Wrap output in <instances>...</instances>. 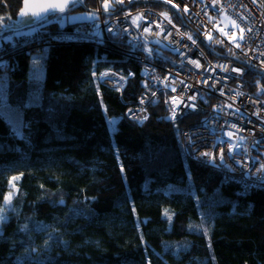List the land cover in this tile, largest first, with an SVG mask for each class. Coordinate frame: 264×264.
Wrapping results in <instances>:
<instances>
[{
	"label": "trees",
	"instance_id": "trees-1",
	"mask_svg": "<svg viewBox=\"0 0 264 264\" xmlns=\"http://www.w3.org/2000/svg\"><path fill=\"white\" fill-rule=\"evenodd\" d=\"M93 6L84 0L70 8ZM21 7L22 0H0V80L7 79L6 103L21 110L24 125L19 136L0 113L7 216L0 264H264V187L243 191L183 156L185 119H171L169 94L145 120L128 119L143 87L139 64L89 40L61 39L78 22L49 17L42 27L4 30ZM212 43L208 56H230ZM34 52H45L36 99L28 76ZM102 71L115 81L134 75L119 91L101 82ZM247 78L264 82L253 67Z\"/></svg>",
	"mask_w": 264,
	"mask_h": 264
},
{
	"label": "built area",
	"instance_id": "built-area-1",
	"mask_svg": "<svg viewBox=\"0 0 264 264\" xmlns=\"http://www.w3.org/2000/svg\"><path fill=\"white\" fill-rule=\"evenodd\" d=\"M100 2L101 0H95L97 9L101 7ZM151 2L164 7L160 9L140 7L134 12L130 11L131 8H126L121 11L129 4L128 0H124L123 6L117 3V0H109L110 6L116 12L111 17H104L101 12L99 29H93L92 21L76 23L61 35V39L77 42L90 38L95 45H103L124 59L136 61L140 66L138 72L143 84L147 83L148 89L156 92V95L152 96L148 89L142 87L140 96L134 103V107L130 109L131 112L128 110L126 113L128 119L145 120L149 107L155 104L162 94L167 93L171 105V119L178 121L183 118L186 122V126L179 133L183 156L199 165L215 168L224 176V182L236 183L243 191L264 187L261 186L258 178L264 176V173L246 175L248 169H241L234 161L229 160L228 164L235 168V171H230L228 167L220 164L218 159L213 163L210 156L203 155L207 152L218 157L219 150L223 147L225 157H227L228 145L216 143L219 139H227L226 131L234 133L231 143H239L241 152L245 147L250 150V156L257 155V149L264 152V145L252 147L255 140L264 138V120L261 119L264 118V91H261L264 89V82L258 78H247V73L252 68L249 65L264 77V63H262L264 56L261 55L264 53V0H255V3L253 0H196V2L194 0H169V2L166 0H158V2L157 0H137L129 7L140 3L151 4ZM212 4L216 5V11L213 10ZM185 7L188 8L187 12L183 11ZM222 15L228 16L239 25L237 31L244 28L245 38L243 41L238 39L241 44L240 48H236L235 45L222 38L224 46L229 48L230 56L210 57L204 48L213 49L211 45L213 43H204L205 33L212 32L219 36L211 22ZM174 16L183 21V26L174 23ZM135 17L140 18L137 20L139 28L132 24V19ZM105 19H108L107 25L103 23ZM122 25L128 28L127 32L123 31ZM109 26L113 28L115 35L104 30ZM146 26L150 28L149 32L143 31ZM249 28L252 29L251 32L248 31ZM93 31L99 34L93 35ZM169 31L172 32V36L165 39ZM188 35H192L197 40L196 45L191 44V41L187 39ZM130 40L139 44L140 49L143 50L133 51L129 45ZM155 40H160L161 44L153 43ZM171 41H180V45L170 43ZM183 44L189 45L190 50L183 48ZM177 46L181 47V51L185 53L184 56L172 51V48ZM149 48L152 49L151 57H155V60L145 59ZM190 59L197 60L202 67L197 69L189 62ZM181 64L183 68L180 67ZM220 66L226 67L228 71H222ZM233 67L242 69L243 72H232ZM229 74L231 77L240 78L225 79ZM132 76L126 77L128 79ZM105 79L109 82H103L104 84L109 87L115 86L111 80ZM185 85L190 87L186 88ZM172 87L176 88L175 92L171 91ZM221 89L224 95L220 94ZM193 92L198 93L197 98L195 101H190L188 97ZM172 97H176L175 101ZM141 98L145 101L143 104L140 103ZM193 103L196 105L195 108L184 106ZM236 108H239L241 112L247 111V115L243 119H238L236 115H228ZM257 109L261 110L259 118L253 115ZM173 110L176 113L175 119H173ZM215 116L222 117L219 123L213 119ZM206 119L209 122L208 126L204 125ZM224 120H227L229 125L236 124L237 127L230 128L229 125L224 124ZM249 120L252 123H248ZM213 128L217 129L215 133L212 131ZM188 136H192L195 141L194 149L189 147ZM239 137L244 139L241 141ZM246 159L249 168L254 167L251 165L250 157ZM261 163H264V160H261Z\"/></svg>",
	"mask_w": 264,
	"mask_h": 264
},
{
	"label": "snow or ice",
	"instance_id": "snow-or-ice-1",
	"mask_svg": "<svg viewBox=\"0 0 264 264\" xmlns=\"http://www.w3.org/2000/svg\"><path fill=\"white\" fill-rule=\"evenodd\" d=\"M128 2L130 4H135L137 2V0H128ZM157 2H158V0H157ZM166 2H169V0H166ZM194 2H196V0H194ZM22 3L26 7V0H22ZM83 3H84V0H63V3H60V4L50 3V4H47L44 7H41L40 11L32 12V13H29L28 11L25 10V7H22L21 10L19 11L18 15H19V17L21 19H25L30 24L39 23L40 26L42 27L43 23L47 22L49 17L52 14H55V13H61L62 14V13H64L66 11V9L69 7V4H71L72 6H75V5L83 4ZM117 3H119L121 6H123L124 0H117ZM253 3H255V0H253ZM173 7H176V5H173ZM212 8H213L214 11L217 10L215 4H212ZM122 10H123V8L121 9V11ZM183 11L187 12L188 8L185 7ZM101 12L107 13L109 17H111L115 13V9L110 6L109 0H104L102 6L100 8H98L95 12L84 14V15H82L80 17V19H88V20L92 21L93 22V24H92L93 29H99L100 13ZM138 19H140V18L139 17H135V18L132 19V24L135 25L137 28L140 27V25L137 24V20ZM126 22L127 21H125V23ZM103 23L105 25H107L108 24V19L103 20ZM169 23H171V20H169ZM233 25L235 27L239 28V25L236 24L235 21H233ZM121 27L123 28L124 32L128 31L127 27H123V25ZM157 27H159V25H157ZM104 30L109 32V33H113L115 35V33L113 32V28L111 26L107 27ZM143 31L144 32H149L150 28L146 26V27H144ZM219 31L222 32L224 34V36L228 37V33L225 32L224 29L221 28V29H219ZM248 31L251 32L252 29L249 28ZM161 32H163V29H161ZM240 33H241V35L239 36L238 39H239V41H243L244 38H245L244 37V28H240ZM92 34L93 35H98L99 33L97 31H93ZM171 36H172V32L169 31L167 36H165V39H168ZM205 36H206L208 41H211L212 38H213L210 32L209 33H205ZM187 39L189 41H191L192 45H196L197 44V40L194 39L192 35H188ZM228 39H229L230 43H234L236 48H240L241 47V44L239 42H237V37H236L235 33H233L232 36L228 37ZM153 43L159 45V44H161V41L160 40H155V41H153ZM170 43H174L176 45H180V41H171ZM129 45L131 46V49L133 51H135L137 49H140V45L137 44V43H134L132 40L129 41ZM182 47L185 48V49H189L190 50V46L187 45V44H183ZM140 50H143V49H140ZM172 51L178 52L181 56L185 55V53L181 51V47L180 46L173 47ZM261 55L264 56V53H261ZM151 56H152V49L149 48V49H147V56L145 57V59L146 60H151ZM189 62L194 64L197 69L202 67L197 60H191L190 59ZM262 63H264V62H262ZM180 67L183 68V64H181ZM220 67H221L222 71H225V72L228 71V69L226 67H224V66H220ZM249 67H253V66L249 65ZM205 71H207V69H205ZM232 72L242 73L243 70L233 67L232 68ZM93 75H95V73H93ZM128 75L132 76L134 74L130 72ZM106 76H107V73H104V74L101 75V82H104V83L109 82L108 80L105 79ZM229 78L237 79V78H240V77H231L230 74H229L228 77H225V79H229ZM126 80H127V77L121 76L119 78V81H113V82L114 83H119L120 81H125L126 82ZM180 83L183 84L184 81H180ZM143 87L148 89L147 83H144ZM185 87L188 88L190 86L189 85H185ZM117 90H120V89H117ZM157 90H160V89H157ZM148 91L151 92L152 96L156 95V92L152 91L151 89H148ZM171 91L175 92L176 88L172 87ZM261 91H264V89H262ZM197 94H198L197 92H193V94L191 96H189L188 99L190 101H195L196 98H197ZM220 94L224 95L223 89L220 90ZM175 99H176V97H172L173 101H175ZM144 102H145L144 99L141 98L140 103L143 104ZM184 106L185 107H192V108L196 107V105L194 103L193 104H185ZM228 107L231 108L232 105H228ZM213 110H214V112L216 111L215 108ZM129 111L131 112V110H129ZM260 111H261L260 109H257L253 113V115H256L259 118L260 117ZM175 115H176L175 110H173V119H175ZM228 115H236L238 117V119H243V117L247 115V111L241 112L239 108H236L234 112L229 113ZM213 119H215L217 121V123H219V121L222 119V117L215 116V117H213ZM261 119L264 120V118H261ZM208 123L209 122L206 119L204 121V125L208 126ZM248 123H252V121L249 120ZM224 124L225 125H229V122L227 120H224ZM23 127H24V125L21 124L20 128H23ZM221 127H223V125H221ZM229 127L230 128H236L237 126H236V124L233 123V124H230ZM17 130L19 131V129H17ZM216 130L217 129L213 128L212 129L213 133H215ZM237 131H240V129H237ZM225 136L227 137L226 140L222 138V139L217 140L216 143L220 144V145H223V144H227L228 145L227 157H225V150H224L223 147L220 148L218 157L217 156H212L210 153H207V152L203 153V155L204 156H210V158H211L213 163H215L217 161V159H218L219 163L224 165L225 167H228L230 171H235V168L231 167L228 164L229 160L234 161L235 164L238 165L241 169H248V171L245 173L246 175H251L253 173H256V174L264 173V163H261V160H264V152H261L259 149H257V155L250 156V150L247 147H245L243 149V152H241L240 151L241 145L239 143H237V144L231 143L232 138L234 136L233 132L226 131L225 132ZM187 138H188V140L190 142L189 143V147L194 149L196 147V144H195V141L193 140V137L192 136H188ZM238 139L242 141L244 138L243 137H239ZM257 145H264V138H262L260 140H255L253 142V144H252V147L256 148ZM213 147H215V145H213ZM249 157H250V160H251V165L254 166L252 168H249L248 160L246 159V158H249ZM258 178H259V181L261 183V186H264V176H259ZM13 179H16V178H13ZM11 199H12V193H9L8 195L4 196V205H5V207H7V206H9L11 204ZM3 212H4V209H0V224H3L7 220V216L4 215ZM26 227L27 226H25V228ZM44 229H45V226L41 225V226H39L38 230H44ZM149 264H150V262H149Z\"/></svg>",
	"mask_w": 264,
	"mask_h": 264
},
{
	"label": "rangeland",
	"instance_id": "rangeland-1",
	"mask_svg": "<svg viewBox=\"0 0 264 264\" xmlns=\"http://www.w3.org/2000/svg\"><path fill=\"white\" fill-rule=\"evenodd\" d=\"M103 2L104 1L101 0L99 5L102 6ZM71 6H69L66 9V11L62 14L61 13H55L54 16L50 17V20H52V21L56 20L60 24H64L65 22L66 23L87 22L90 20L80 19V17L84 14L95 12L97 10V4L95 3V0H94V6L90 9H86L84 11H78V10L73 11L72 8H74V7L70 8ZM129 6H130V4H128L126 7L129 9L131 8V10H130L131 12H134L137 10L136 8L134 9L132 6L131 7H129ZM102 16L106 17L105 15H103V12H102ZM13 21L14 22H20V20H17V17L15 20H13V19L11 20V22H13ZM11 25H12V23L11 24H5L3 27L4 30H11V29H9V27ZM33 25H35V24H33ZM33 25H29V26L32 27ZM211 25L213 26V28L215 29L216 33L219 36H216L214 33L210 32L213 38L211 41H208L207 38L205 37L204 38L205 44L211 43L212 41H214L216 44L221 43L224 45V41L222 38H224L227 42H229L228 37L232 36L233 33L236 34L237 42H238V38L241 35V33H240V31H237L238 27H235L233 25V20H231L228 16H226V15L220 16L218 19L212 21ZM29 26H25V27H29ZM25 27H22L21 29H23ZM221 28L224 29V31L228 33V37L224 36V34L219 31V29H221ZM215 38L217 41H215ZM88 40L91 41L90 38H88L84 41H88ZM232 44L234 45V43H232ZM44 53L45 52H42V53H35L34 52V54H31L32 56H31L30 62H29L28 76H29L30 87H31L30 88V96H32L34 99H36L40 95L41 88H42L41 85H42L43 80L45 78V76H44L45 66L43 65V61H44V57H45ZM3 58L5 59L6 57H3ZM101 73L104 74L105 71H102ZM121 76H124V75H120L119 77H117V79L120 78ZM114 77L115 76L112 73H107V76L105 78L111 80L112 83L115 84V86H111V87H116V89H120L119 91H121L122 86L125 84V81H120L118 83V86H117L116 85L117 83L113 82V81H115ZM124 77H126V76H124ZM6 92H7V79L3 77V79L0 80V113L2 114L3 118L11 125L12 131H14L15 134L20 136L22 133L20 125L23 124L22 113H21V110L18 109L17 107H12L8 103H6V99H5ZM189 118H190V116H189ZM116 122H117V119H115V118L109 120L108 127H109V132L111 134L113 133V131L116 130V127H115ZM185 124H186V122H185ZM17 129H19V131ZM179 142H180V139H179Z\"/></svg>",
	"mask_w": 264,
	"mask_h": 264
},
{
	"label": "water",
	"instance_id": "water-1",
	"mask_svg": "<svg viewBox=\"0 0 264 264\" xmlns=\"http://www.w3.org/2000/svg\"><path fill=\"white\" fill-rule=\"evenodd\" d=\"M50 3L60 4V3H63V0H26V7L23 3H22V7H25L26 11H28L29 13H32V12L40 11L41 7H44ZM69 6H71V4H69ZM126 8L127 7H123V9H126ZM103 15L108 16V14L104 12H103ZM17 20H20V22H14V21L11 22L12 25L9 27V29L11 30L21 29L22 27L33 25V24L28 23L25 19H21L19 15H17Z\"/></svg>",
	"mask_w": 264,
	"mask_h": 264
},
{
	"label": "flooded vegetation",
	"instance_id": "flooded-vegetation-1",
	"mask_svg": "<svg viewBox=\"0 0 264 264\" xmlns=\"http://www.w3.org/2000/svg\"><path fill=\"white\" fill-rule=\"evenodd\" d=\"M52 15H54V14H52ZM52 15H51V16H52ZM51 16H50V17H51Z\"/></svg>",
	"mask_w": 264,
	"mask_h": 264
}]
</instances>
